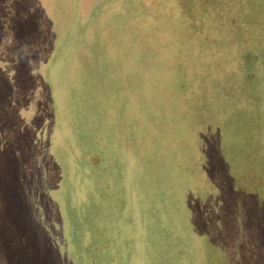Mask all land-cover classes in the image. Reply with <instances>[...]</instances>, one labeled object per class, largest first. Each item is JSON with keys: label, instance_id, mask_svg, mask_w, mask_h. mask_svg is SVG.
<instances>
[{"label": "rangeland", "instance_id": "obj_1", "mask_svg": "<svg viewBox=\"0 0 264 264\" xmlns=\"http://www.w3.org/2000/svg\"><path fill=\"white\" fill-rule=\"evenodd\" d=\"M0 264H264V0H0Z\"/></svg>", "mask_w": 264, "mask_h": 264}]
</instances>
